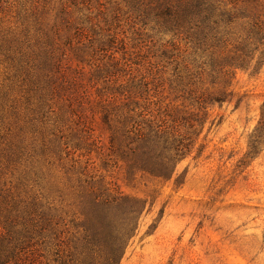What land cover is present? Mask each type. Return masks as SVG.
Wrapping results in <instances>:
<instances>
[{"label": "rangeland", "instance_id": "rangeland-1", "mask_svg": "<svg viewBox=\"0 0 264 264\" xmlns=\"http://www.w3.org/2000/svg\"><path fill=\"white\" fill-rule=\"evenodd\" d=\"M34 1L0 0V156L21 136L26 142L39 136L27 121L25 73L16 48L25 34L33 45L44 40L38 28L47 30L56 7L39 11L36 18L30 15ZM133 2L89 0V8L82 9L95 28L84 22L85 30L95 39L115 37L109 51L79 60L75 51L77 42H86L83 36L72 37L71 44L64 42L66 29L53 36L58 54L54 77L64 81L65 94L81 96L80 114L88 129L78 134L80 147H74L75 134L67 131V147L58 153L45 156L37 150L35 157L11 163L0 158V196L41 206L17 264H108L121 245V219L135 202L140 214L118 264H264V141L249 146L264 101V63L234 70L227 81L232 94L206 105L191 151L170 178L129 169L109 154L101 120L100 97L116 87L113 83L127 85L137 69L158 78L163 108L176 107L183 115L195 109L189 105L190 86L196 95L218 88L209 77L200 80L193 74L183 43L135 17ZM78 14L73 10L72 18ZM110 53L121 58L118 67H112ZM36 126L46 133L51 124ZM23 171L33 172L27 186L17 184ZM83 223L91 228L87 237ZM11 251L6 248L0 260Z\"/></svg>", "mask_w": 264, "mask_h": 264}, {"label": "trees", "instance_id": "trees-1", "mask_svg": "<svg viewBox=\"0 0 264 264\" xmlns=\"http://www.w3.org/2000/svg\"><path fill=\"white\" fill-rule=\"evenodd\" d=\"M42 1H34L31 16L37 18L39 11L42 13L44 9L48 11L56 7L47 30L42 25L38 28L44 40L33 45L25 34L16 48L25 73L27 121L32 125V131L39 129V136L31 142H26L21 136L14 146L11 144L0 156L7 163L33 158L37 150L45 156L52 150L58 153L67 147V131L75 134L74 147H80V142L76 140L78 134L85 133L83 127L88 129L80 114L81 96L65 94L64 81L59 82L57 76L54 77L58 54L53 36L66 29L64 42L67 44H71L72 37L83 36L86 42H77L76 45L75 55L79 60L93 56L96 51H109L115 42L114 36L98 40L85 30L84 22H89L90 29L95 30L91 17L82 13V9L89 8V0ZM134 1L135 17H139L143 23L153 22L156 27L170 32L186 48L193 74L200 80L205 75L212 85L218 86L216 90L205 89L197 95L195 88L190 86L187 94L193 100L189 105L196 111L185 112L187 115L181 114L182 111L176 107L163 108L162 100L157 96L160 93L158 78H148L138 69L139 76L129 77L127 85L113 83L116 87L109 88L100 97L103 103L101 120L108 132L109 154L124 162L129 169H137L154 177L170 178L176 163L191 151L194 143L192 136L196 135V125L204 122L206 105L221 103L232 94L228 91L227 81L234 70L258 69L264 63V0ZM73 10L79 12L77 18H72ZM12 41L8 42L11 44ZM121 51L122 56H127L125 50ZM109 56L113 61L112 67H118L121 58L115 59L114 53ZM198 110H203L202 115ZM36 122L49 123L51 127L46 133L41 132ZM184 126L189 130H183ZM89 138L87 134L85 139ZM261 141H264V101L251 135L250 148ZM77 163L75 161L74 164ZM32 173L21 172L17 184L27 186L33 181L30 178ZM1 198L5 202H0V258L6 248L12 251L8 259L0 260V264H10L11 259L13 264H17L20 260L18 253L25 249L35 232L34 219L38 218L37 212L41 206L36 208L35 202H8L6 195ZM136 203L128 208L121 219L124 224L121 245L117 256L108 264H118L123 250L134 235L136 217L140 214ZM89 229L83 223L85 237L89 236Z\"/></svg>", "mask_w": 264, "mask_h": 264}]
</instances>
